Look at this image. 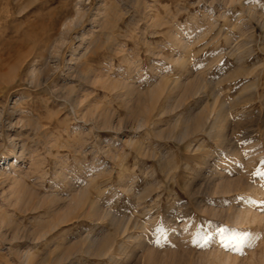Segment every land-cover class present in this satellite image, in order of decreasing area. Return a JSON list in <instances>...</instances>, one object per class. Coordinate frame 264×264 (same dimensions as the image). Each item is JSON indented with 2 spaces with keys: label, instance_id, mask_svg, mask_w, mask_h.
I'll return each mask as SVG.
<instances>
[{
  "label": "rangeland",
  "instance_id": "374dc122",
  "mask_svg": "<svg viewBox=\"0 0 264 264\" xmlns=\"http://www.w3.org/2000/svg\"><path fill=\"white\" fill-rule=\"evenodd\" d=\"M76 2L0 0V264H264V0Z\"/></svg>",
  "mask_w": 264,
  "mask_h": 264
},
{
  "label": "bare ground",
  "instance_id": "6f19581e",
  "mask_svg": "<svg viewBox=\"0 0 264 264\" xmlns=\"http://www.w3.org/2000/svg\"><path fill=\"white\" fill-rule=\"evenodd\" d=\"M6 1V0H5ZM15 1V0H14ZM77 2L74 3L75 5H79V2L81 0H76ZM2 2V0H1ZM4 2V1H3ZM9 2V1H7ZM83 2V1H82ZM1 4V3H0ZM5 4V3H4ZM2 5V4H1ZM7 5V4H6ZM25 6V5H24ZM74 7V6H73ZM78 8V7H76ZM75 8V10H77ZM79 10V9H78ZM77 10V11H78ZM79 12V11H78ZM69 18V17H68ZM66 18V19H68ZM75 18V17H74ZM72 20V19H71ZM70 21V20H69ZM73 21V20H72ZM77 21H78V17H77ZM75 21V22H77ZM74 22V21H73ZM72 23V22H70ZM74 24V23H73ZM70 28V27H69ZM65 30V28H64ZM67 30V29H66ZM65 34V33H64ZM61 36V35H58V37ZM50 40H47V42L49 43ZM57 41V40H56ZM60 42V41H59ZM21 44V43H20ZM51 43H49V46H50ZM80 44V43H79ZM48 45V44H47ZM55 47H56V44H54L50 50V54H52L55 50ZM58 47V46H57ZM47 48V47H46ZM19 49H23V46L21 45L19 47ZM48 49V48H47ZM50 49V48H49ZM48 52V51H47ZM42 54V53H40ZM49 54V56H50ZM45 55V54H44ZM47 55V54H46ZM28 56V50L25 52V53H20L18 54L16 57L12 58V59H2L0 61V94L2 97H4L5 95L8 94L9 90L12 89L13 87H15L17 85L16 83V78L15 76L16 75V70L18 68V66L22 63L23 60L26 59V57ZM13 57V56H12ZM47 58V57H46ZM52 58V57H50ZM48 61V60H47ZM34 63V62H33ZM49 64V63H48ZM79 65V64H78ZM84 65V64H83ZM6 66V68H5ZM27 67V66H26ZM80 71V70H79ZM41 76L40 75H35L33 74L32 72L29 74V76L26 79V82L31 85V86H38L40 85L41 83ZM16 83V84H15ZM15 84V85H14ZM194 84V83H193ZM182 86V85H181ZM185 86V84H184ZM187 86V85H186ZM165 87V86H164ZM180 87V86H179ZM191 87V86H190ZM194 89V88H193ZM63 90V89H62ZM71 90V89H70ZM161 91V86L158 84L156 85L151 91H150V95L152 97L156 96L158 94V92ZM194 95V94H193ZM22 96V94H21ZM26 96V95H25ZM20 97V96H19ZM24 97V96H22ZM1 98V97H0ZM27 98V96H26ZM24 98V99H26ZM30 98V97H28ZM17 102L18 100L16 99H13L9 102L8 106L6 108H1L0 107V141H3L2 138L3 136L6 137V139L9 140V143L8 145L6 146V144L4 142H2V144H0L3 149L1 151H5L7 149V153L5 152H0V184H4L6 182L9 181V175H10V171H8V167L4 168V162L5 160L7 159V155L10 154L12 155L14 158L12 161V163L10 162L9 164V168H11L13 166V164L15 163L16 161V157L19 156L22 152H23V147H24V143H20L19 140H17V134H15V129L18 128V126L20 127H24L26 126V123H23V121H21L20 119L17 118L18 116V109H16V105H17ZM223 110V109H222ZM22 111V110H21ZM211 111V110H210ZM200 112V111H199ZM203 113V112H202ZM201 114V113H199ZM221 115L220 113H217L213 116V120L211 121V125L210 127H212L214 124H216L217 122L220 121V118H221ZM225 115V114H224ZM212 116V115H211ZM40 118V117H39ZM200 118V117H199ZM198 118V119H199ZM31 119V118H30ZM205 120V119H203ZM224 122V121H223ZM207 123V122H206ZM38 123H36L35 125H32L31 122H29L27 124V126H31L38 129ZM200 125L201 123L200 122H197L196 125ZM203 124V123H202ZM202 126V125H201ZM25 129V128H24ZM31 131V130H30ZM37 131V130H36ZM198 132V131H197ZM38 134V133H37ZM21 136V135H20ZM19 139V138H18ZM23 142V140H22ZM33 142V141H32ZM0 146V147H1ZM8 147V148H6ZM25 148V147H24ZM15 151L17 153H19L18 155L15 154ZM25 151V150H24ZM31 163V162H30ZM29 164V163H28ZM37 164V163H36ZM14 170V169H13ZM20 171V170H19ZM24 174V173H23ZM23 176V175H22ZM25 177V176H24ZM20 178V177H19ZM12 186V185H11ZM6 192V191H5ZM82 194V193H81ZM20 195V194H19ZM88 195V194H87ZM72 196V195H71ZM85 197V195H83ZM21 197V196H20ZM74 197V196H73ZM80 198L81 196H76V198L73 200L74 203H79L80 202ZM83 198V197H82ZM81 198V199H82ZM6 199V198H5ZM87 199V198H86ZM94 202V201H93ZM8 203V202H7ZM91 203V202H90ZM4 208V207H3ZM96 208V207H95ZM74 209V208H73ZM70 210V209H69ZM86 212H88V200H86V204H85V207L82 209V214L84 215ZM103 214V213H102ZM109 216V215H108ZM80 217V216H79ZM83 217V216H82ZM109 220V219H108ZM250 220V219H249ZM51 221V220H50ZM53 222V221H52ZM116 223V222H115ZM118 223V222H117ZM121 223V222H120ZM47 224V223H46ZM55 224V223H54ZM54 224L51 225L49 229H53L54 228ZM54 225V226H53ZM128 226V224H125ZM50 226V225H49ZM41 228V227H40ZM47 229V228H46ZM118 230V229H117ZM39 237H42L44 236L45 232L44 230H39ZM37 231V232H38ZM35 232V231H33ZM48 232V231H46ZM127 233V227L125 226L124 228L121 229V234L124 236L126 235ZM33 234V233H32ZM87 235V234H86ZM121 235V236H122ZM104 236V235H103ZM122 236V237H123ZM36 237H37V234H36ZM87 237V242L89 244H87V246L85 247L86 249H89L92 247V245L95 244V241L93 238L92 240L90 239V241H88V236ZM125 237V236H124ZM65 238V237H64ZM60 239V238H59ZM126 240V239H125ZM104 241L103 243H98V245L96 246L97 248L95 249V252L96 253H101V251L104 249V247L106 246V240H102ZM113 242V241H112ZM85 243V242H84ZM119 243V242H118ZM80 246V245H79ZM73 246H69L67 251H69L70 249H72ZM78 248V247H77ZM120 248V247H119ZM94 249V248H93ZM105 252V251H104ZM102 254V253H101ZM99 255V254H98ZM108 255V254H107ZM99 257V256H98ZM150 258V256H149ZM172 258V257H171ZM66 259V258H65ZM147 260V259H146ZM223 264H225V261L223 262Z\"/></svg>",
  "mask_w": 264,
  "mask_h": 264
},
{
  "label": "snow or ice",
  "instance_id": "6c2138e0",
  "mask_svg": "<svg viewBox=\"0 0 264 264\" xmlns=\"http://www.w3.org/2000/svg\"><path fill=\"white\" fill-rule=\"evenodd\" d=\"M236 247H237V249H238L239 245H237Z\"/></svg>",
  "mask_w": 264,
  "mask_h": 264
}]
</instances>
